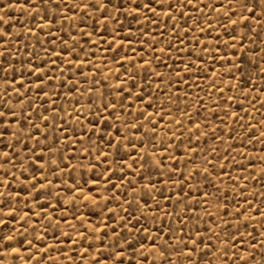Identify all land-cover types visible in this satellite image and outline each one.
<instances>
[{
    "label": "rangeland",
    "instance_id": "1",
    "mask_svg": "<svg viewBox=\"0 0 264 264\" xmlns=\"http://www.w3.org/2000/svg\"><path fill=\"white\" fill-rule=\"evenodd\" d=\"M81 3L55 0L50 6L60 8L47 26V18L40 19L43 11L37 15L24 0H0L5 20L0 28L9 33L7 43L0 44V59L6 58L0 65V100H7L18 117H8L9 130L0 136V264H116L113 250L121 246L131 264L140 244L151 246L143 229L153 239L164 229L167 240L169 225L182 239L199 232L213 245L204 257L212 264H231L239 247L251 250L255 264H264V20L259 10L249 27L233 26L225 9L214 13L204 7L218 0H193L172 9L175 19L154 5L155 14L145 9L136 20L116 13L121 23L112 19L106 29L98 12L85 17L83 9L73 8ZM82 33H91V40ZM168 42L174 47L162 52ZM141 57L163 79L141 67ZM29 65L43 72L33 73ZM109 101L115 108L102 110ZM232 112L237 115L229 118ZM94 121L99 122L95 134ZM148 153L165 167H141ZM156 205L163 207L149 210ZM181 227L184 232L177 231ZM237 228L236 239L242 236L243 244L225 258L215 246L224 249L221 241ZM5 235L15 239L4 241ZM169 244L182 249L178 240ZM14 247L19 253L11 251ZM201 255L197 251L189 260L172 253L171 264H198Z\"/></svg>",
    "mask_w": 264,
    "mask_h": 264
},
{
    "label": "snow or ice",
    "instance_id": "2",
    "mask_svg": "<svg viewBox=\"0 0 264 264\" xmlns=\"http://www.w3.org/2000/svg\"><path fill=\"white\" fill-rule=\"evenodd\" d=\"M55 0H40V3H33V0H24V6L25 7H30L31 10L35 13H37V15L40 14L41 11H43L44 15L40 16V19L42 21H44L47 18V26H50L52 24V19L50 18V15H54L56 9L60 8L59 4L55 5V8L51 7L50 5L52 3H54ZM193 4V0H176V3H172V0H143V2L141 3H137L136 0H122L121 3H117V0H82V3L79 5L74 4L73 8H80L83 9L85 11V17H87L88 15H90L91 11H95L98 12L101 16V22L105 24V28L107 29L108 24L111 22L112 19L116 20V23H121V21L118 19V17L115 15L116 13H120L127 16H131L133 20L138 19V17L143 13V11L145 9H147V11L152 12L153 14L156 13V7H154V5H158L159 8L161 10H163L164 14L167 15L169 20L175 19V17L172 16L171 12L172 9H181L187 6H190ZM5 7H10V5H5ZM67 7V6H65ZM205 8L211 7V10L214 13H219L221 9H225V19H227L233 26H236L238 24H243L244 27H249V25L247 24V21L249 19L251 20H255L256 19V11L259 10L260 12V19L264 20V0H227V6L224 3V0H218V3L215 6H210L208 4L204 5ZM121 9H123V11H121ZM129 9H131V11H129ZM231 12L232 15H228V13ZM248 13H250L251 15H247ZM186 15L185 12L181 11L180 12V17L184 18V16ZM236 16V19H233L232 17ZM61 19H64V17H61ZM5 20L3 16H0V25L4 24ZM205 23L207 24V21H205ZM193 24H195V21H193ZM45 25H41L40 26V30L43 31ZM210 27V25H208ZM220 27H225L223 24H220ZM173 28H175V25L173 26ZM31 31V30H29ZM113 32H115V29H112ZM129 31H131V29H129ZM200 31L203 33L204 29H200ZM9 33L4 30L3 28H0V44H6L7 43V38H8ZM82 35H87L89 40H91V33H82ZM158 35H162L161 33H158ZM179 39V38H178ZM230 39H234L232 37H230ZM241 40L244 39L243 36L240 37ZM113 42H115V38L113 39ZM197 44L200 43L199 40H197L196 42ZM227 43V42H225ZM122 46V45H121ZM174 47V45L172 44V42H168L166 47H162L161 51L162 52H167L170 51L171 48ZM205 47H207V45H205ZM229 47H235L234 44L229 45ZM264 50V49H262ZM5 52L8 51V49L5 47L4 49ZM177 52L180 51L179 48L176 49ZM9 55H11V53H9ZM3 56V53L0 52V57ZM63 56V53H59L57 54V58L60 59ZM221 59H224V57H221ZM264 59V58H262ZM142 63H141V67H148L151 74L153 76H158L161 79H163V75L161 73H158L155 71V69L151 68V62H149L147 59H145L144 57H141ZM6 62V58L5 59H0V65H3ZM49 63L55 64V61H49ZM64 63H69V67L70 70L71 69H75L76 68V64L75 62H68V61H64ZM81 68L83 67L84 61L80 60L79 61ZM8 67L12 68L13 72H16V69L12 66V64L9 62L8 63ZM29 67L32 69L33 73H42L43 69L38 67V66H33V65H29ZM185 68L188 67L187 64L184 65ZM237 69H239V66H237ZM190 71V70H189ZM261 72H264V69H261ZM81 75H84V73L81 71L80 73ZM176 75H179V73H176ZM15 79V77L13 78ZM41 77L37 76V81H40ZM7 83L9 84V86L11 85L12 81H7ZM78 83V82H77ZM94 83H98V81H94ZM23 86V85H22ZM37 88L40 89L41 92H43V87L41 84L37 83ZM76 91H78L77 89H74ZM17 94L19 95V91L18 89L16 90ZM87 91L91 92L92 89H88ZM121 91H123V89H121ZM40 93L38 92V95ZM45 97L48 96L47 92L43 93ZM3 95L5 97H7L8 92L7 89H5ZM131 90H129L128 92V96H131ZM151 94H149L150 96ZM137 99H143L142 96H137ZM232 99V98H229ZM49 102L50 101H46ZM89 103H91V98H89ZM77 104H79V101H77ZM30 107H31V103H30ZM149 108H154L155 106L152 104L151 100H149V104H148ZM108 108H115V104H113L111 101L107 102L106 104L101 105V109L102 110H107ZM48 109H46L47 111ZM51 111L56 114L58 113L59 109L56 108V106H53ZM95 115H99V113H95ZM151 116L152 113H145V112H141V116ZM227 115L229 116V118H231L232 116L237 115L235 112L232 113H227ZM8 117H12L13 120H17L18 121V117L15 116L14 114V108L13 106L10 105V103L7 100H0V125H2V130H0V136H3L5 132H7L9 130V124H8ZM42 120L45 121H49V117H45V116H41L40 117ZM99 123L98 121H94L93 122V133L95 134V125ZM48 126V125H46ZM33 127H35V125H33ZM108 127H111V125L109 124ZM137 129L139 130L138 126ZM199 126L197 125V128ZM56 131H59V129H55ZM153 131H155V129H152ZM117 132H119L120 130L117 128L116 130ZM116 137L114 136L113 139H115ZM109 144L111 145V141L109 142ZM7 147V145H5ZM87 150V149H86ZM4 157H8L9 154L8 153H3L2 154ZM105 160L108 159V154L107 153H103ZM148 156L150 157L148 160H146L144 162V164L141 165V167H155V168H163L165 167V165L161 162V160H157L155 159V153H148ZM44 157L41 156L39 159H36L35 162L39 165V161L41 159H43ZM97 159H99V157H97ZM52 164H55L57 166V168H59V162L57 160H51L49 161ZM133 163H136V161L134 160ZM128 168H131L132 165H127ZM0 168H3V164H0ZM40 169H43V165H40ZM204 172H208L207 168L203 169ZM32 179H36V177H32ZM50 183V182H48ZM45 185L40 184L39 187H44ZM117 187L116 185H113V188ZM150 187H154V185H150ZM80 189L78 187L74 188V191H79ZM183 192V189H180V193H177V195H180ZM2 195V194H0ZM147 196H149L153 203H155V196H153L151 193H147ZM161 195H163L161 193ZM207 193H204L205 198L207 197ZM165 200H167L168 198L165 196L164 197ZM145 207H149L147 204H145ZM161 207H163L162 205H156L155 209H149L150 211H156L158 209H160ZM226 211V210H225ZM168 215V214H166ZM181 224L184 223L183 219H181L179 221ZM143 231L148 232L149 235L147 237H145V239H151L152 243L151 246H145L144 244H140V247L138 249L134 250L133 255L136 257L134 259H132L131 264H157V256L159 257V264H171V254L175 253L177 255L180 254H186V258L189 260H192L193 257L195 256L197 251L202 252V255L198 258V264H212L211 261H206L204 259V257H206L209 253L208 251L205 250H210L213 245L206 243L204 237L197 232L195 234V236H193L190 240H188L187 238L182 239L179 236H175L173 234V229L171 227V225H169L168 227V232H169V236L167 240H163L161 234L163 233L164 229H160L158 230V232L156 233V237L155 239L152 238L151 232L149 229L145 228L143 229ZM177 231L179 232H184V228H178ZM209 232L213 231L211 228L208 229ZM221 231H224V229H221ZM239 232V229L237 228V231L232 233L227 240L225 241H221V243H223L225 245L224 249H220L219 245H216V250L221 252V255L225 258L228 257V253L232 252V249H237L239 245L243 244V237L241 236L240 239H236V236ZM63 234V233H62ZM199 238V243H198V239ZM4 241H12L15 238L11 235H5L2 238ZM125 245H129V241L128 238L125 237ZM157 239H161L162 243L158 246L156 244V240ZM210 239V238H209ZM216 239L220 240L219 235H216ZM169 240H178L180 242V245H182V249L180 248L179 245H177L176 247H174L173 245L169 244ZM27 243L29 245H31V241H27ZM191 245V247L189 246ZM201 245L203 246V248H201ZM23 246V242H21V247ZM141 249H144L145 251H141ZM11 251L19 253L20 251V247H14L11 248ZM146 252V254H145ZM251 250L249 249H245L243 247H239L238 250L236 252H233L232 255H234L236 257L235 260L231 261V264H238V262H240V264H255V255L254 254H250ZM113 255L115 257H117V261L116 264H128V260L125 259V250L124 247L121 246V250L120 251H115L113 250ZM151 257V259H150ZM262 257H264V253H262ZM94 264H100L99 260H96L94 262Z\"/></svg>",
    "mask_w": 264,
    "mask_h": 264
}]
</instances>
